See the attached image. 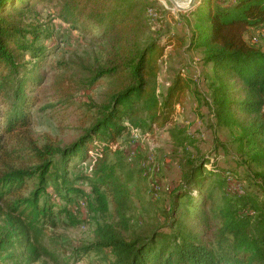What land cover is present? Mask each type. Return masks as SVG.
<instances>
[{
  "label": "trees",
  "instance_id": "16d2710c",
  "mask_svg": "<svg viewBox=\"0 0 264 264\" xmlns=\"http://www.w3.org/2000/svg\"><path fill=\"white\" fill-rule=\"evenodd\" d=\"M38 5L51 9L62 27L101 47V60L90 64L79 58L69 68L80 87L106 79L107 88L93 117L64 144L31 129L29 109L46 79L42 66L48 51L36 43L50 37L44 35L47 30L26 25ZM153 6L160 5L154 0H0V98L7 106L5 112L0 109V210L6 211L0 264L36 262L46 224L53 226L62 214L78 225L82 199L89 212L105 220L96 223L92 242L78 248L77 260L108 250L111 264H264V53L246 39L250 31L264 28V0H201L187 13L196 23L190 47L200 48L213 70L209 88L217 126H235L240 141L256 149L250 162L259 171L246 176L254 182L231 192L226 176L236 173L224 169L220 179L202 163L187 165L181 179L185 188L173 190L166 216L174 230L149 234L130 226L136 209L131 178L120 160H111V147L129 127L149 132L171 123L190 89L188 78L178 73L161 99L156 92L167 44L144 40L150 30L147 10ZM52 96L48 107L72 117L66 93L56 88ZM74 160L89 161V173L76 178L87 189L68 178ZM42 251L48 255L46 248Z\"/></svg>",
  "mask_w": 264,
  "mask_h": 264
},
{
  "label": "rangeland",
  "instance_id": "374dc122",
  "mask_svg": "<svg viewBox=\"0 0 264 264\" xmlns=\"http://www.w3.org/2000/svg\"><path fill=\"white\" fill-rule=\"evenodd\" d=\"M154 1L160 6L147 10L150 30L144 40H159L160 43L167 44L159 61L156 92L161 99L178 73L188 78L190 89L184 104L176 106L171 123L161 128L153 127L149 132L129 127L111 147L114 153L110 156L112 161L117 159L122 162L124 175L131 178L129 188L133 207L136 209L130 213V226L136 231L148 229L149 234L155 229L166 233L174 230L166 216L173 190L177 187L185 188L181 179L187 165L202 163L205 170H215L220 179L225 177V170L230 175L236 173L235 176H226L227 189L231 192H242L251 181L246 176L259 171L250 162L256 149L252 144L240 141V130L235 126L220 128L216 124L209 88L212 67L204 64V53L200 48L190 47V36L196 29L195 19L177 11L176 5L169 0ZM26 25L47 30L44 35L50 34V37H42L36 43L46 45L48 51L42 66L46 79L36 92L37 101L29 109L31 129L39 137L46 135L52 142L64 144L77 136L82 124L93 117L107 88L106 79H101L92 88L80 87L76 71H70L69 68L74 62H79V58L90 64L96 58L101 60V47L90 37L72 31L69 27H62L53 11L43 5L30 11ZM246 39L264 53V28L259 32L250 31L246 34ZM177 40L182 41L183 45L175 46ZM26 58L30 57L27 55ZM56 88H61L66 93L64 100L71 106L68 111L73 113L72 117L67 114L64 116L66 111L63 112L60 108L48 107L54 102L52 94ZM4 100L3 97L0 98V109L5 112L7 106ZM182 138H185L184 144L179 145ZM42 142L43 139L40 140ZM89 171V161L74 160L68 178L75 186L87 189L86 183L76 178ZM216 196H219L218 192ZM82 200L78 202L79 210L76 215L80 223L72 226L66 216L56 215L54 225L46 224L43 231L42 247L34 255L40 257L30 264L113 262V256L108 250L100 255L88 253L85 257L76 259L78 248L92 242L96 223L105 220L103 216H94L89 212ZM57 203L64 206L63 202ZM5 212L0 210V226L5 225ZM44 248L48 255L43 254Z\"/></svg>",
  "mask_w": 264,
  "mask_h": 264
},
{
  "label": "clouds",
  "instance_id": "9594fccd",
  "mask_svg": "<svg viewBox=\"0 0 264 264\" xmlns=\"http://www.w3.org/2000/svg\"><path fill=\"white\" fill-rule=\"evenodd\" d=\"M201 0H176V10L185 14L200 6Z\"/></svg>",
  "mask_w": 264,
  "mask_h": 264
},
{
  "label": "water",
  "instance_id": "95a60500",
  "mask_svg": "<svg viewBox=\"0 0 264 264\" xmlns=\"http://www.w3.org/2000/svg\"><path fill=\"white\" fill-rule=\"evenodd\" d=\"M170 2H172V4L176 5V2L174 0H169Z\"/></svg>",
  "mask_w": 264,
  "mask_h": 264
}]
</instances>
